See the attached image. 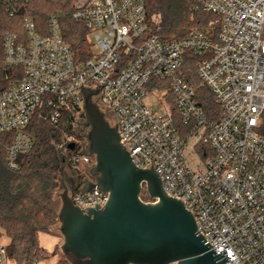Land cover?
<instances>
[{"label": "built area", "instance_id": "built-area-1", "mask_svg": "<svg viewBox=\"0 0 264 264\" xmlns=\"http://www.w3.org/2000/svg\"><path fill=\"white\" fill-rule=\"evenodd\" d=\"M29 2L0 0V134L10 135L0 153L8 168L18 170L32 151L37 113L56 125L69 109L76 129L84 91L98 90L93 100L134 164L155 170L210 250L225 251L226 264H264V0H193L194 11L221 18L219 33L193 30L170 42L148 35L145 0H72V20L89 31L85 62L63 37L64 15H50L44 35L24 14ZM189 63L221 108L217 120L197 98ZM154 89L158 110L146 102ZM71 144L78 150L70 155L73 169L95 164L83 155L86 136L65 134L57 148L66 153ZM70 198L86 212L104 208L110 196L95 188ZM0 264H14L1 242Z\"/></svg>", "mask_w": 264, "mask_h": 264}, {"label": "water", "instance_id": "water-1", "mask_svg": "<svg viewBox=\"0 0 264 264\" xmlns=\"http://www.w3.org/2000/svg\"><path fill=\"white\" fill-rule=\"evenodd\" d=\"M98 90L84 91V111L89 127L88 155L96 165L91 178L77 190L95 188L110 199L104 208L86 212L74 205L69 190L61 195L59 213L61 247L73 264H226L225 251L216 254L197 234L194 216L182 201L169 197L154 169H139L121 143L118 128L94 102ZM75 145L69 146L74 150ZM146 187L148 203L142 199Z\"/></svg>", "mask_w": 264, "mask_h": 264}, {"label": "trees", "instance_id": "trees-1", "mask_svg": "<svg viewBox=\"0 0 264 264\" xmlns=\"http://www.w3.org/2000/svg\"><path fill=\"white\" fill-rule=\"evenodd\" d=\"M145 4L148 35L163 42L181 39L193 30H207L213 37L219 33L221 18L194 11L193 0H145ZM24 14L33 18L44 35H47L49 16L63 14L60 19L62 34L73 47L76 58L81 62L92 58L89 31L72 20V0H30ZM188 58L191 62L197 61L196 57ZM187 71L204 111L217 120L221 108L213 101L210 90L201 87L195 65L189 63ZM43 110L49 112L48 108ZM62 112L56 125L42 119L39 113L34 116L29 126L34 147L20 158L18 170H10L4 151L0 153V239L3 235L9 240L7 253L14 264L45 263L58 256V252L50 255L41 248L40 235L53 234L52 227L59 223L61 204L55 199L58 179L65 176L66 154L74 155L78 150L65 153L57 146L64 142L65 134L82 140L75 129L73 112L69 109ZM9 140V134H0V143ZM57 264H73V259L63 256Z\"/></svg>", "mask_w": 264, "mask_h": 264}, {"label": "rangeland", "instance_id": "rangeland-1", "mask_svg": "<svg viewBox=\"0 0 264 264\" xmlns=\"http://www.w3.org/2000/svg\"><path fill=\"white\" fill-rule=\"evenodd\" d=\"M94 52H96V49H94ZM167 88L164 90V92L167 93ZM162 97L159 96V93L156 91V89L152 90L150 93V96L147 99V105L149 108L153 110H158L160 108V103H161ZM107 118L109 116L106 114ZM88 129V130H87ZM76 130L77 132L82 136L87 137V133L89 131V127L86 124V119L85 115L83 117H78L77 122H76ZM68 156V163L64 168L65 172V177H60L58 179V188L55 192V199L60 202L62 206V201H61V195L65 192V189L69 190V194L72 193L73 191L77 190V185L82 177H87L91 178L90 176V170L96 165V160L94 158L95 164H82L79 168V170H75L72 168L70 164V156ZM142 199L145 202L152 203V199L148 197L146 193V189L144 188L142 191ZM60 228L61 224L58 223L57 225L52 227L53 234H48V233H42L40 235V246L43 248L48 254L53 255L54 253L58 252L57 257L51 258L48 262L45 263H39V264H57L58 259L60 257H65V255L62 252V245L64 243V239L60 233ZM1 244L7 246L9 243V240L2 235V238L0 239Z\"/></svg>", "mask_w": 264, "mask_h": 264}, {"label": "crops", "instance_id": "crops-1", "mask_svg": "<svg viewBox=\"0 0 264 264\" xmlns=\"http://www.w3.org/2000/svg\"><path fill=\"white\" fill-rule=\"evenodd\" d=\"M65 177V176H64ZM79 183H80V181H79ZM77 187H78V185H77Z\"/></svg>", "mask_w": 264, "mask_h": 264}]
</instances>
